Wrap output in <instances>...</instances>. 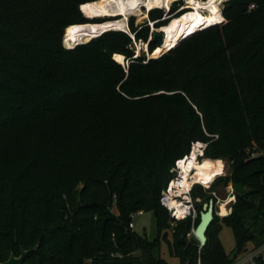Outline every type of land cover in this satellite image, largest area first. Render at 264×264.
I'll list each match as a JSON object with an SVG mask.
<instances>
[{
    "label": "trees",
    "instance_id": "obj_1",
    "mask_svg": "<svg viewBox=\"0 0 264 264\" xmlns=\"http://www.w3.org/2000/svg\"><path fill=\"white\" fill-rule=\"evenodd\" d=\"M92 1L0 0V262L36 244L22 264H168L159 236L171 218L159 196L175 160L203 141L205 157L228 160L220 182L247 191L214 214L203 247L179 238L168 250L180 264H232L264 240V0H225V23L147 60L133 41L151 53L156 43L133 17L131 35L110 29L63 45L70 26L100 23L80 11ZM147 13L155 28L169 21L161 8ZM191 195L197 217L178 220L182 234L205 202L199 184ZM137 210L153 212V240L128 228ZM250 210L254 231L243 223Z\"/></svg>",
    "mask_w": 264,
    "mask_h": 264
},
{
    "label": "rangeland",
    "instance_id": "obj_2",
    "mask_svg": "<svg viewBox=\"0 0 264 264\" xmlns=\"http://www.w3.org/2000/svg\"><path fill=\"white\" fill-rule=\"evenodd\" d=\"M201 1H205V0H201ZM224 1L225 0H218V5H219V8H220V15H221L223 21H221V22H219V23H217L216 25H213V26H217V25H220V24L226 22L225 17H224V15L222 13V7H223ZM178 2H181V3L178 4ZM188 2H189V0H173L169 4L168 8L167 7L166 8L157 7V8L163 9L164 12H166L168 14L167 17L170 20L172 17L178 16L182 12L186 11L185 7L188 5ZM174 5H178V7H177L176 10L174 9L175 11L173 12L172 8H173ZM80 7H82V5H80ZM149 10H147L145 6L140 7L138 11H135L134 13H131V14L128 15V18H127V21H126L127 27H123L122 29H114V30H122V31L127 32V33L130 34V30H129V26H128V22H129L130 17L134 18V20H133L134 26L141 25L142 23H144V21H146L149 24V27L151 29L152 26H150V25H152V23L150 21H148V17H147L148 16L147 12ZM113 18H116V16L115 17L106 16V17H100V18L91 19V20H93L94 22H102V21H106V20H109V19H113ZM91 23H93V22H91ZM158 28H160V27H158ZM158 28H156V29H158ZM208 28H210V27H207L205 29L203 28V29L197 31L196 33L204 31V30H206ZM194 31L195 30H194L193 25L191 23H189V24H187L185 26H182V28L180 30V33H179V36L176 38V40H174L173 42H170V43L167 42L165 44V46H170V47L166 51H163V53H161V54H159L157 56H152L153 53H157V52L153 51L151 53L148 50V48H147L148 46L146 45V43L144 41H142V40L133 41L135 55L136 56H139V55L142 56L143 55L145 60H147L150 57H159L162 54L168 52L174 46H176L177 42L180 40V38H182L185 35L187 36V35L191 34ZM196 33H194V34H196ZM194 34H192V35H194ZM93 37H95V36H93ZM93 37H90L89 40L92 39ZM89 40L88 39L87 40H83V41H80V43H85V42H88ZM63 41H64V38L62 39V43H63ZM119 54H121V53H119ZM116 55H118V54L114 53L113 54V58H114L115 61L119 62L116 59ZM121 55H123V54H121ZM123 58H124V62L121 63V64L126 67L128 62H127V60H126L124 55H123ZM253 151L254 150L251 149V151L249 153L251 155H253L252 154ZM256 151H260V150H255L254 155H256L255 154ZM204 158H205V160L203 162L207 161L209 163H212L214 166L217 167L218 171H220V172H219L218 175H216V177L213 179V181L210 183L209 186H203V185L201 186L200 185L201 188H202V191H203V195H202L203 196V201L206 202V200L212 198L214 200V202H215V209H217V211H218V206L219 205H221V204L225 205V207L227 209V213L225 215H223V216H226L232 211V206H233V204L236 201V192L232 189V183L229 182L226 186H224L223 183L220 182V180H219L229 170L228 160L227 159H223V158H217V159H214L213 160L214 162H213L212 158H210V157H207V156L205 157L204 156ZM196 189H199V188H196ZM254 213H255L254 210L247 211L246 214L244 215V218H243L244 226L247 227L249 229V231H254L256 226L260 225V224H258V225L256 224L255 225L256 221L254 219H252ZM223 216H218V218L220 219ZM262 222L264 223L263 219H262ZM133 223L135 225L134 226V231H136L139 234H145L146 237L149 240H153L154 238H156L158 236V228H157L156 220H155V217H154V214H153L152 211H144L140 215H135V217L133 219ZM178 223H179L178 221H173L172 219L170 221H168V227L166 228V230H164L165 231V235H166V239L163 238L164 231H161L160 236H159V240H160V246H159L160 256L162 258H164L168 264H180V261H179L178 257L170 255L169 250H168V242L174 243V244L177 245V239H179V238L181 240L186 239L187 241L194 240L195 242H198L194 238V236L192 234L193 233V229H194V224L193 223H191L190 227L187 229L188 231L185 234H182V230L180 231V226H179ZM218 236H219L220 242H221L225 252L227 254L232 255L233 254V249H234V246H235V239H234V235H233L232 229L229 226L223 225ZM246 245L250 247V246L253 245V243L252 242H248ZM33 247H36V244Z\"/></svg>",
    "mask_w": 264,
    "mask_h": 264
},
{
    "label": "bare ground",
    "instance_id": "obj_3",
    "mask_svg": "<svg viewBox=\"0 0 264 264\" xmlns=\"http://www.w3.org/2000/svg\"><path fill=\"white\" fill-rule=\"evenodd\" d=\"M171 1L173 0H96L85 3L82 5L81 9L92 19H94V17L106 16H116V18L95 25L89 23L72 25L64 35V43L66 46L71 47L77 42L87 39L89 40L90 37H93L102 31L108 29H122L123 27H127L126 21L128 15L138 11L140 7L145 6L148 9L154 7L168 8ZM185 9L186 11L178 16L172 17L166 24L158 28V31L163 33L164 40L161 45L156 47L154 50L155 52L166 51L170 46H165V44L176 40L182 26L191 23L194 30L197 31L200 28L223 21L220 15L218 0H189ZM116 59L120 63L124 62L123 55L121 54L116 55ZM204 160L205 158L203 161ZM202 162L193 166L196 171L193 178L205 184V186H209L220 171H218L217 167L212 163L207 161ZM186 169L187 167L185 170ZM221 209L222 214L227 213L225 205L221 204Z\"/></svg>",
    "mask_w": 264,
    "mask_h": 264
},
{
    "label": "built area",
    "instance_id": "obj_4",
    "mask_svg": "<svg viewBox=\"0 0 264 264\" xmlns=\"http://www.w3.org/2000/svg\"><path fill=\"white\" fill-rule=\"evenodd\" d=\"M64 46L66 48H71L65 44ZM207 144V142L203 141L192 142L188 153L175 160L174 165L170 169L173 176L167 181L166 185L161 190L159 203L166 208L173 221L186 218H190L194 221L197 217V210L194 204V199L191 195V190L196 184L201 186H205V184L193 178V175L196 172L193 166L203 161ZM253 150L252 154L254 155L255 149ZM186 167L187 169L185 170ZM115 202L116 199L115 196H113L112 208H114ZM142 213L143 210H137L130 213V221L128 222V228L130 230H134L135 225L133 219L135 215H140ZM215 214L223 216V214L217 211V209H215ZM117 255L120 256L119 254ZM259 258L264 259V240L258 245H252L250 247L245 245L243 251L234 258L232 264H254ZM197 264H201L199 259Z\"/></svg>",
    "mask_w": 264,
    "mask_h": 264
},
{
    "label": "water",
    "instance_id": "obj_5",
    "mask_svg": "<svg viewBox=\"0 0 264 264\" xmlns=\"http://www.w3.org/2000/svg\"><path fill=\"white\" fill-rule=\"evenodd\" d=\"M146 9H148V8H146ZM80 11H81L83 17H85L87 19H92L86 15V13L81 9V7H80ZM112 17H114V16H112ZM96 18H100V17H95L94 19H96ZM213 25H216V24H213ZM213 25H210L207 27H211ZM207 27H203V28L205 29ZM203 28H200L197 31H199ZM108 30H110V29H108ZM197 31H195L194 33H196ZM102 32H104V31H102ZM194 33H192V34H194ZM192 34H190V35H192ZM97 35H100V33ZM97 35H95V36H97ZM190 35L183 36L182 38H180L179 41L189 37ZM150 37L156 43L155 47H157L163 43V40H164L163 33L161 31H158V29H156V28H151ZM79 43L80 42H77V43L73 44V46H75ZM63 44H65L64 41H63ZM73 46H71V47H73ZM232 189L238 193H245L247 191L246 188L244 186H242L241 184H233ZM196 200L199 202V201H201V198L197 197ZM218 211L220 213H222L221 205L218 206ZM214 214H215V202L212 198H210L208 201L202 203V209L199 213V222L197 223V225L193 229V235L199 241L200 247H203L207 241L206 231H207L208 226L211 224V222L214 219ZM223 215H225V214L223 213ZM35 249H36V247H33L31 249H27V250H21L19 256L10 255L8 259L0 262V264H22L25 256L29 252H31Z\"/></svg>",
    "mask_w": 264,
    "mask_h": 264
}]
</instances>
